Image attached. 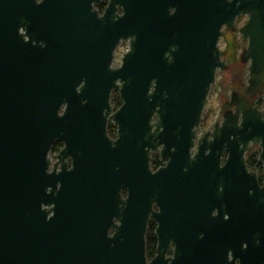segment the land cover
Returning a JSON list of instances; mask_svg holds the SVG:
<instances>
[{"label":"water","instance_id":"95a60500","mask_svg":"<svg viewBox=\"0 0 264 264\" xmlns=\"http://www.w3.org/2000/svg\"><path fill=\"white\" fill-rule=\"evenodd\" d=\"M101 2L0 0V264H264V106L198 139L225 27L264 71V0Z\"/></svg>","mask_w":264,"mask_h":264},{"label":"flooded vegetation","instance_id":"af4514ba","mask_svg":"<svg viewBox=\"0 0 264 264\" xmlns=\"http://www.w3.org/2000/svg\"><path fill=\"white\" fill-rule=\"evenodd\" d=\"M102 2H103V0H102ZM102 2L96 6V8L100 12V14H103L106 7L109 5V3H108V5L101 11L99 9V6L102 4ZM248 20H249V17L239 18L236 21V29L235 30H231V29H228L226 27L224 28L225 34L222 38L226 40V45L224 48L220 47V49L222 52L225 53V56L223 57V61L227 65L226 70H231L234 68V66H237V67H240L242 70H247L248 71V77L246 79V82L243 79H240L238 77H235L232 80V82H231L232 91H231L230 98L226 99L224 101V104H223V110H222L223 121L222 122H224L226 114L236 113L238 109L241 110V115H243L244 113L250 112L252 109H257L258 111H262L263 106H264V71H261L260 73L252 75L251 74L252 61L251 60L246 61L243 58V54L245 53V51L249 47V41L244 40L243 36L240 34V30L247 24ZM240 35L242 37L243 42L245 43V47H243L241 53L238 54V52L236 50L234 51L233 41L236 40L238 38V36H240ZM115 54H116V51H115ZM114 59H115V55H114ZM112 66H113V64H112ZM114 68H117V67H114ZM226 70H224V71H226ZM213 131H214V129L211 131H208V132H213ZM203 135L200 138H202ZM112 138H114V137H112ZM200 138H198V139H200ZM256 149L261 150V152L259 154L256 153L255 152ZM261 154H262L261 146L259 144H255V145L251 144L250 150L246 154V163H247L249 171H252V172L257 174L258 181H259L260 185L263 186L264 185V163L260 160ZM55 155L56 154H51L52 157H54ZM253 156L258 157V162L256 163L255 167H251L250 163H249L250 158ZM227 157H228V155L226 154L224 157V160L222 162V165H224L226 163ZM161 162L163 164L161 167L166 165V161H163L161 159ZM260 165H262V170L259 168ZM161 167H159V168H161ZM155 170H157V169H155ZM151 221H154V220H151ZM172 252L170 253L171 255H172Z\"/></svg>","mask_w":264,"mask_h":264},{"label":"rangeland","instance_id":"374dc122","mask_svg":"<svg viewBox=\"0 0 264 264\" xmlns=\"http://www.w3.org/2000/svg\"><path fill=\"white\" fill-rule=\"evenodd\" d=\"M220 45V47L224 48L226 45V40L222 38L220 41ZM233 47L234 51L236 50L238 54L241 53L242 48L245 47V43L243 42L241 35L233 41ZM129 48V42H122L118 46L113 62L114 67L121 66L123 56L129 51ZM235 77L243 79L246 82V79L248 77V71L242 70L240 67L237 66H234V68L231 70L218 71L216 82L212 85L208 96L198 138H200L204 133L213 130L217 123H221L223 121V104L226 99L230 98L232 91L231 82ZM116 99L117 96L114 95L112 97V105L114 106V110H117L119 107ZM255 152L259 154L261 150L256 149Z\"/></svg>","mask_w":264,"mask_h":264},{"label":"trees","instance_id":"16d2710c","mask_svg":"<svg viewBox=\"0 0 264 264\" xmlns=\"http://www.w3.org/2000/svg\"><path fill=\"white\" fill-rule=\"evenodd\" d=\"M109 3V0H103L102 4L99 6V9L102 11ZM117 96V103L118 106L121 107L122 103L119 98L118 92H114L113 96ZM118 107V108H119ZM118 127L115 125L114 122L109 123L108 132L110 136L116 137L117 136ZM63 148V144L61 142H56L52 148V154H57ZM258 162V157L253 156L250 158V166L255 167L256 163ZM163 164L161 162V158L158 154L153 155L152 157V167L154 169H158ZM262 170V165L259 166ZM157 224L154 221H150L149 228L147 232V255L149 259H153L157 255V246H158V238L156 234Z\"/></svg>","mask_w":264,"mask_h":264}]
</instances>
